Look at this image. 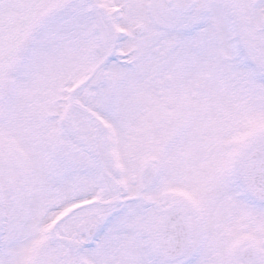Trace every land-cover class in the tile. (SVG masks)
Returning <instances> with one entry per match:
<instances>
[{
    "label": "snow or ice",
    "instance_id": "1",
    "mask_svg": "<svg viewBox=\"0 0 264 264\" xmlns=\"http://www.w3.org/2000/svg\"><path fill=\"white\" fill-rule=\"evenodd\" d=\"M0 264H264V0H0Z\"/></svg>",
    "mask_w": 264,
    "mask_h": 264
}]
</instances>
